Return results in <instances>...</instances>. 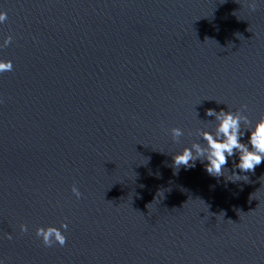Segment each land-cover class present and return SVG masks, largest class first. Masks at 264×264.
<instances>
[{
    "label": "water",
    "instance_id": "obj_1",
    "mask_svg": "<svg viewBox=\"0 0 264 264\" xmlns=\"http://www.w3.org/2000/svg\"><path fill=\"white\" fill-rule=\"evenodd\" d=\"M252 3L0 0L5 264H264V162L235 183L199 161L172 166L214 129L208 109L264 116V4ZM64 223L63 247L36 236Z\"/></svg>",
    "mask_w": 264,
    "mask_h": 264
},
{
    "label": "clouds",
    "instance_id": "obj_2",
    "mask_svg": "<svg viewBox=\"0 0 264 264\" xmlns=\"http://www.w3.org/2000/svg\"><path fill=\"white\" fill-rule=\"evenodd\" d=\"M257 2L264 4V0H253L249 10L255 11ZM233 14L236 15V13ZM6 20L7 14L0 12V24ZM11 40V36L5 38L0 44V49L7 47ZM12 70V61L0 59V74ZM246 108V105H242L241 109L237 111H232L229 108L219 111L208 109L205 115L214 117V129L212 131L198 129L196 135L203 143L193 142L190 147H184L181 152L172 156L174 174H178L181 167L185 170L194 168L196 162L199 161L203 164L207 174L212 177H225L224 173L227 172V178L225 177L227 181L233 183L241 180L248 181V176L239 173L254 172L256 167L264 162V116L253 123L246 115L242 114ZM171 135L174 141H178L184 135V131L181 128H172ZM245 136H247L246 142L244 141ZM233 157H237L238 162L233 161L232 174L228 175L229 169L226 165ZM236 170H239V173ZM71 191L77 199L81 197V193L75 185ZM160 193L158 192L157 196ZM67 227L66 223L59 227H40L36 229V236L46 247L54 245L63 247L67 242V238L63 234ZM20 231L27 232L28 226L21 224ZM12 238L11 233L7 234V239L11 240ZM0 264H5L2 258H0Z\"/></svg>",
    "mask_w": 264,
    "mask_h": 264
}]
</instances>
